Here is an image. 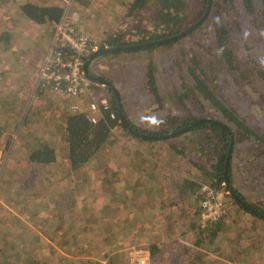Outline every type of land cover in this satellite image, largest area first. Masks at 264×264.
<instances>
[{
    "label": "rangeland",
    "instance_id": "rangeland-1",
    "mask_svg": "<svg viewBox=\"0 0 264 264\" xmlns=\"http://www.w3.org/2000/svg\"><path fill=\"white\" fill-rule=\"evenodd\" d=\"M80 1L62 0L60 3L64 13L67 10L72 15L79 14L82 21L80 11L85 9L82 7L84 5L80 7L82 4ZM134 1L129 0L127 5L120 7L118 4L115 8V4H110L107 0L102 3V12L109 14L114 12V9L120 13L118 15H123L121 22L125 30L140 24L142 28L150 31L148 28L154 25L152 19L156 17L155 7L151 5L146 9L132 11ZM253 1L258 8L263 5V0ZM29 2L39 6L53 3H50V0H0V37L9 35L8 41L0 40V247L3 249L0 248V264H31L28 259H33L36 264H81L80 262L86 264L87 261L96 264L103 261H107V264H132V248L142 249L139 245L145 244L147 246L143 250L148 252L151 245L158 243L156 236L162 233L156 234L155 229L150 230L147 234H140L139 239L134 242L130 240L131 235L125 229L123 221L125 215L130 220L137 221L143 217L147 221L150 214L147 202H142L138 184L135 183L133 186L130 183L127 185L119 183L122 180L120 174L132 168L139 159L135 158L133 161V151H128L123 156L125 145L123 142L119 149L114 146L115 152H110L111 146L106 147L86 168L72 172L67 159V142L64 140L65 136H61L60 133L63 115L66 112L70 113L68 105L53 93L42 91L39 84V71L53 37L54 26L38 25L28 20L22 14L21 7ZM188 2L197 9L205 8L204 0ZM102 4L98 3L99 6ZM238 4L240 6L238 11L242 13L240 16L242 27L237 29L238 32L236 30L234 37L237 68H231L220 60V53L213 49L208 28L197 29L198 26L194 28L196 32L191 37L186 36L172 47H160L133 55L107 56L99 61L100 64L109 67L110 64L118 65L122 74L128 73V69L125 71L126 67L133 65L134 71L140 68L139 76L134 74L127 77L126 83L129 84L126 87L129 86V89L124 90L123 94L125 97L129 94H140L145 97L143 103L137 101L135 97L136 104H132L133 107L139 104L142 107L137 119L148 127V123L154 121L153 126H157V129L151 130L150 126L145 130L160 132L168 129L165 125L173 115H180L182 102L178 103V96L188 91L192 92L191 97L194 96V90L191 88L193 82L188 76V69L192 56L196 54L205 65L207 82L213 93L217 94L254 133L242 143L235 145L232 186L248 203L264 211V35L260 37L253 31L250 19L244 13V0H238ZM230 7L225 0L223 17L228 22L238 17L237 12L234 14ZM110 22L112 20L106 21L104 26L109 28ZM94 38L98 42L96 35ZM149 64L153 67L156 65L154 74L157 76L159 102H156L155 83L152 85L145 77ZM124 79L122 75L123 84ZM138 84H142L141 88ZM196 95L202 97L197 93ZM162 98L165 99L162 101L163 104ZM191 104L193 103L188 99V104L184 106L185 112L198 115V108ZM145 106L154 107V116L149 115ZM198 107L203 110L202 113L207 111L204 114L207 118L222 121L233 131L234 125L220 113L215 112L209 101L201 99ZM150 117L153 121H150ZM25 125H30L32 129H27ZM34 136L45 137L48 144L57 149L59 159L57 163L44 167L30 161L27 151ZM125 138L138 143L143 142L135 135L129 137L125 134ZM172 139L178 141L176 143L183 150L182 154L188 153L187 155L192 157L195 153L199 156L204 152L203 145L198 141L203 139L200 131ZM207 158H203L202 161L209 166L210 162L205 161ZM114 171L119 178L110 176ZM199 175L205 179L203 173ZM186 179H181L179 183L173 181L171 186L175 187V191L172 192L174 196L180 195L178 185L183 184ZM204 184L208 183L204 182L202 185ZM208 185L222 191L228 202L232 201L230 194L222 187L212 183ZM121 186L123 187L119 189ZM114 189L116 193L120 192L119 195L127 196L129 203L125 211L124 207L122 210L121 204L118 205L119 212L113 209L115 200L111 195ZM201 193L199 190L198 196H201ZM118 198L120 199V196L116 198V202ZM164 198L170 199L168 196ZM230 206L231 215L228 218L230 225H226L222 242L204 246L209 247L205 251L194 249V252L202 253L205 257L211 258V261L203 259L204 257L198 258L196 253L187 261H180L175 258L176 253L171 251L164 256L159 254L155 258L149 257V263L264 264V219L241 213L239 207L231 204ZM192 211L183 210L181 216V212L175 214L169 212L168 219L171 225L175 221V215L179 216L178 226L171 236L172 234L182 236L183 232L191 227L189 220L190 216H193ZM238 211L241 217L237 218L239 223L234 226L233 220L238 216ZM193 221L194 219L191 222ZM70 224L74 226L68 230ZM150 228H156V225L150 223ZM5 229H11L10 235L6 237L7 243L14 241L13 245L17 249L20 248L21 242L32 246L35 240L38 239L40 242L46 236L48 242L40 245L45 249V253L34 245L28 248L31 253L21 254L16 250L15 255L10 258L11 252L9 253L1 233ZM194 232H188L191 239ZM74 234H80L81 238ZM77 243L82 244L79 252L68 253V247L70 246V251H74ZM62 252L66 254V258H63ZM60 253L59 257L55 255Z\"/></svg>",
    "mask_w": 264,
    "mask_h": 264
},
{
    "label": "trees",
    "instance_id": "trees-1",
    "mask_svg": "<svg viewBox=\"0 0 264 264\" xmlns=\"http://www.w3.org/2000/svg\"><path fill=\"white\" fill-rule=\"evenodd\" d=\"M204 2H205V8L204 10H200L191 6L188 0H135L134 3L132 4V9H133L132 11L146 9L151 5L155 7L154 10L156 17L152 19L154 25L151 27L149 26L148 28L150 31L142 28L140 24H136L133 25L132 27L126 28L127 31L130 32L129 37L131 38L129 39V41L121 40L122 38H125L127 35H129V33H124V31H120V32H116L113 35H109L105 40L104 44L101 45V47H104L106 45L130 46V45H137L148 42H159V41H168V42L141 51L146 52V51H152L158 49L160 47H167V48L172 47L175 44L179 43L181 40L185 39L186 36L176 41H169L171 38L180 35L182 32L186 31L191 25L201 20V18L206 12L207 6L209 4V0H204ZM210 2H211V11L208 14V17L203 21L202 24H200L197 27V29H201V27L202 29L208 28L209 35L211 36L212 39V44L214 45L213 49L220 53V57H219L220 60L223 61L225 65L231 68H237L238 59L234 49L235 46L234 43L236 42V39L234 37H236V33L238 32L237 29L238 28L240 29L242 27V22L240 20V16H242V13L238 11V7H240L238 4V0H227V3L231 5L229 9L233 11L234 14L237 12L236 15L238 16V17H234L233 20L231 19V21L229 22L226 21L223 17L225 10V0H211ZM244 5H245L244 13L246 16L249 17L250 24L253 27V31L256 34H259V36L260 35L263 36L264 35V0H263V5L260 8H258L254 4L253 0H244ZM21 11L22 14L28 20L38 25H47V24L53 25L55 22H58L64 14V9L62 7L39 6L37 4L30 2L23 5L21 7ZM195 32L196 30H192L187 35V37L188 36L191 37V35H193ZM2 37L4 38L2 39ZM2 37H0V40L2 41L9 40V35H4ZM131 53H133V51ZM153 68L154 67L152 66L151 69ZM188 76L192 78L193 85H191L192 86L191 88H193L194 90V96L191 97L192 95L191 91L190 92L188 91V93L185 92L183 95L178 96V103L182 102V106L180 108L181 113L179 116L173 115L170 118L168 124L165 125L168 128L167 130H162L160 132L148 131L135 126L129 119H127L130 126L135 130L136 133L139 134L138 136H135L136 138H140L142 141L147 140V142L148 141L154 142L156 141L157 137L178 133V131H181L188 126L195 124L199 120L209 119L204 115L206 114L207 111L205 113H202L203 110L205 111V107L203 106V110H200L198 107L200 105L201 99H206L207 101H209V103L215 108V112H217L218 114L220 113L222 116H224L226 120H228L230 123L234 125V128L232 129L234 130L233 133L236 138L235 145L237 143H242L243 140L248 139L251 135L254 134L251 131V128L246 123L240 121V119L236 116V114L233 113L221 101V99L217 96V94L215 95L213 93L207 82L208 77H207V71L205 65L202 63V60L201 61L199 60V57H197L196 54L191 58L188 69ZM151 77L152 76H150L149 78ZM151 80L153 83L156 84L155 80L153 81L152 78ZM41 90L47 91L48 93H52V91L49 88H41ZM196 93L201 95L202 97H198ZM155 94H156V102H159L157 86L155 88ZM188 99H190V102L193 103L191 104L193 107L198 108V112H199L198 115H194V113L193 114L191 113V115H193L191 116L190 114H187L185 112L184 106L188 104ZM163 100L165 99L162 98L161 102ZM196 100H198V102H196ZM113 108L114 111L118 113V104L116 102H114ZM32 109H36V108L32 107ZM163 109L166 108L163 107ZM218 122L221 123L222 121H218ZM61 126H62V131H60V133L61 136L62 135L65 136L64 140H66L67 142V149H68L67 159L72 172H78L79 170L86 168L89 164H91L93 158L100 155V152L101 151L103 152L105 148L108 147V143L112 136L113 130H115L116 128H121L124 130L127 136L134 137V134L130 133L128 129H126L122 125L119 115L115 120H110L106 118L105 120L101 121L99 124L92 125L91 123H89V121L87 120L84 114H72L66 112L63 115V122ZM227 127L229 126L227 125ZM26 128L32 129L30 125L29 126L27 125ZM197 131H200L203 134V139H199L198 141L201 145H203L204 152L201 155H199L201 157H198V154H195L194 156L195 163H193V165L194 167H198L199 166L198 162L203 158L208 157L205 161L210 162V165L208 166L209 169L206 170L202 168L204 177L205 179H207L205 182L208 184L212 183L214 185H218L227 192L228 190L225 185V178H226L225 166L227 163V158L231 147V137L226 129L218 125H214L212 123L203 122L201 124L196 125V127L191 131L176 136V138H182ZM148 136L154 138L150 139ZM174 149H177L179 155H181L182 153L181 150H179L176 147ZM234 151L232 152V159H231L232 161H233ZM27 153L32 163L37 165H42L44 167L48 165H52L59 161L57 149L52 145L48 144V142L45 140V137H36V136L32 137ZM232 161L230 163L228 170V177L231 186L233 185L232 176L234 171ZM119 183H123V180H120ZM181 185H183V187ZM181 185H178V187L180 188L179 190L180 195H176L173 198H171L170 193L164 194L163 197L161 196L160 198H158V200H156L157 203L159 204V206L163 207V209L166 210V213L170 212L175 214L177 212H181L180 214L181 216L183 215V210L179 211L180 205H184V203L190 202L193 198H195L196 206L192 211L194 222L191 223L192 229L195 228V238L197 239L195 244L200 247L207 244L215 245L218 241H220L221 236L226 233V229H227L226 225H230V221L228 218L231 215V210L228 209L227 215L224 216L219 222L208 224L205 229H202L199 223L200 213H201L200 203L202 196L200 195L198 196L199 190L201 191V186L197 182H192L190 180L184 181L183 184ZM122 187L123 186L119 187V189ZM122 191L123 190H121V192ZM234 191L239 196L241 201L248 203L243 197V195H241L235 189ZM119 193H120L119 191H117L116 193V189H114L111 195L115 200V205L113 209L114 210L117 209L118 212H119L118 208H120V206H118L119 204H121L122 210L124 207V211H125L129 203L127 196L123 194L119 195ZM118 196H120V199L118 198L116 202V198ZM165 196L170 197V199L164 198ZM229 197L232 198V201L229 202L230 208H231L230 206L231 204L236 207H239L241 213H245L249 216L252 215L253 217L259 218L261 220L264 219L263 217L254 215L250 210L245 209L243 204L235 200L233 196L229 195ZM176 200H178V202H176ZM112 202L114 203V201ZM248 205L252 209L264 214V211L261 210L260 208L254 207L250 203H248ZM239 217H241V214L238 211V216L236 217V219L234 220L232 219L234 226L238 225L239 222L237 218ZM178 218L179 216L175 215L174 223L172 225L171 224L167 225L168 227L170 226V228L167 229L168 230L167 233H169V235H171V233L177 228ZM123 221L125 223L124 224L125 229L129 231V235H131L130 240L134 242L138 240V238L140 237L141 234L140 232L146 231L147 229L143 224L139 222V220L131 221L126 215L123 218ZM73 226H74L73 224H70L68 230L72 229ZM136 226H138L137 229ZM189 229L190 227H188V229L185 230L183 233L189 234L188 233L190 232ZM10 230L11 229H5L4 231L1 232L4 236L3 240L6 241V243H7L6 237L10 235L9 234ZM74 236H78L79 238H81L80 234L78 235L74 234ZM10 242L12 243L9 244L8 242L6 244V247L8 248L9 253L11 252L10 253V258H11V256L15 255L14 252H16V250L20 251L21 254L31 253L28 250V248H31L34 245H37V249L45 253V249H43L40 245H43L48 241H47V237L44 236L40 240V242L38 239L35 240L34 241L35 244L32 246H29L28 244L21 242L19 249H17L13 245L14 241H10ZM81 245L82 244L77 243L76 247L74 248V251H70V246H69L68 253L77 254L81 248ZM234 251L236 252V250ZM34 253L37 254V252ZM149 253H150V259L151 257L155 258L156 255L160 254L159 249L156 245L150 246ZM80 254H82V252ZM196 255H198V258L204 257L203 259H207L211 261V258L205 257L202 253L199 254L196 253ZM28 261L31 264H36V261H34L33 259H28ZM80 263L84 264V262H80ZM87 263L96 264L93 262L90 263V261H87L86 264Z\"/></svg>",
    "mask_w": 264,
    "mask_h": 264
},
{
    "label": "crops",
    "instance_id": "crops-1",
    "mask_svg": "<svg viewBox=\"0 0 264 264\" xmlns=\"http://www.w3.org/2000/svg\"><path fill=\"white\" fill-rule=\"evenodd\" d=\"M62 0H50L51 5H43V6H58V7H63L61 6ZM107 0H81L80 7L82 6L85 10L80 11L82 14V21L80 24V31L90 34L92 36H97L99 46L103 45L105 40L109 35H113L116 32L120 31H127L122 27V22L121 18L123 15H118L120 14L119 12L117 13L114 9V12H109V14H104L102 12L103 10V4ZM127 1L129 0H109V3L112 4L114 3L115 8L119 7L121 5H127ZM102 4V6L98 5ZM86 4L88 6H86ZM88 7V8H87ZM108 9V8H107ZM108 17V18H107ZM113 17V19H111ZM112 20L110 22V27L106 28L104 24L106 21ZM34 23V22H33ZM124 23V22H123ZM121 25V26H120ZM143 81V80H142ZM138 86L141 88L142 84H138ZM148 94V93H147ZM138 97L140 101L143 103L144 102V96L140 94H135L132 95L130 94L128 97V101L125 99L122 100L123 106H124V111L130 121L137 127H143L144 129H149L151 126V130H156L157 126L154 125L153 119L150 117V121L152 120L153 122L148 123L149 127L146 125H143L141 121L137 119L139 116V111L142 109L140 107V104L137 105L136 107H133L132 104H136L134 101L135 97ZM139 101V102H140ZM148 110L149 115L154 116V107H147L145 106ZM154 118V117H153ZM142 128V129H143ZM125 142L123 152L124 155L128 151H133L134 156H132L133 161H135V158H138V163H135L132 168H129L125 171H123L120 176L122 177L123 180V185H127L130 183L131 185L134 186L135 183L138 185V190L141 195V199L143 203H146L147 207L150 208L149 211V216L147 217V221L144 220L143 217H141L139 222L143 224L147 229L146 231L140 232L141 234H147L150 230H156V234H159L162 232L160 235L156 236V239L158 240V243L154 244L158 247L160 254H163V256L169 252L176 253L175 258L177 260L179 259L180 261H187L191 256H194L195 250H200L204 249L203 251L208 249L209 247H204L206 245H203L202 247L197 246L195 244L196 238L194 237L195 234V228L192 229L190 227V232H194L192 235V239L189 237L188 234L184 233L182 236H178L172 234L169 235L167 233L168 226L170 224V221L168 219V214L169 212L166 213V210L163 209V207L159 206L156 200L160 198L161 196L163 197L164 194L170 193L171 198L174 197V194L172 193L175 191V187L171 186L173 181L175 183H179L181 179L187 178L188 180L192 182H197L200 184V186L207 180V179H202V175H199L200 173H203V169H209L208 166L204 164V161L200 160L199 166L194 167L193 163H195V154H193L192 157L188 156L185 153H181L179 155L177 149H174L175 147L181 150L179 148V144L177 145L175 139L172 138H167L163 140L156 139V141L151 142L145 140L142 143H138L137 141H134L133 139H127L125 138V132L121 128H116L113 130L112 136L109 140L108 147H112V151L115 152L114 146H116L118 149ZM117 143V144H116ZM116 144V145H115ZM175 147H174V146ZM136 155V156H135ZM187 158H186V156ZM122 156V157H123ZM201 157V156H198ZM114 161H117L114 159ZM117 172L111 173L110 176H116L119 178L116 174ZM186 179V180H187ZM169 180V181H168ZM169 184V185H168ZM129 192V191H128ZM178 202V200H176ZM188 203V202H187ZM184 203V205H180L179 211L180 210H193L194 207L196 206V200L193 198L189 202V204ZM188 205V209H187ZM163 209V210H162ZM193 215V214H192ZM190 216V214H189ZM193 216H190V222L189 225L191 226V222L193 220ZM131 221H134L133 219ZM150 223L153 224V226L156 225V228H150ZM149 228V229H148ZM165 228V229H162ZM158 230V231H157ZM187 230V229H186ZM139 239V238H138ZM148 239V238H147ZM146 239V242H147ZM220 241L222 242V236ZM208 245V244H207ZM139 248H146L147 245L142 244L139 245ZM149 252V250H148ZM63 258H66V254L62 252ZM56 256H60V254H55Z\"/></svg>",
    "mask_w": 264,
    "mask_h": 264
},
{
    "label": "built area",
    "instance_id": "built-area-1",
    "mask_svg": "<svg viewBox=\"0 0 264 264\" xmlns=\"http://www.w3.org/2000/svg\"><path fill=\"white\" fill-rule=\"evenodd\" d=\"M80 23L79 14L72 15L66 10L53 24V37L39 71V84L64 100L70 113L84 114L89 123L97 125L106 118L117 119L118 114L109 97L99 92L98 84L85 76L87 61L99 49V43L94 36L80 31ZM200 193L203 196L199 223L205 229L227 215L229 202L222 191L208 184L201 186ZM132 250V264H150L149 252Z\"/></svg>",
    "mask_w": 264,
    "mask_h": 264
},
{
    "label": "water",
    "instance_id": "water-1",
    "mask_svg": "<svg viewBox=\"0 0 264 264\" xmlns=\"http://www.w3.org/2000/svg\"><path fill=\"white\" fill-rule=\"evenodd\" d=\"M210 9H211V2L209 0V6H208L207 11L205 12V15L203 16L202 20L200 22L196 23L195 25L191 26L190 28H188L186 31L182 32L180 35L171 38L169 41H176L178 39H181V38H184L185 36H187L192 30H194V28H196L197 26H199L200 24L203 23V21L208 17ZM166 42H168V41L148 42V43H142V44H137V45H133V46H124V47H118V46H113V45L112 46L110 45V46L100 47L99 49H97L89 57V59L87 61V64H86V67H85V70H84L85 76L88 79H90L91 81H94V82L103 81L104 79H100V77H94L93 75H91V73H90V65L94 61H96L97 59H99V58H101L103 56H106L107 54L127 52V51H133V50H146L148 48H152L154 46H159V45L164 44ZM103 82H105V84L107 86H109L110 88L112 87L107 81H103ZM114 91L116 92V90H114ZM115 98H116V101H117V104H118V114H119V118H120V121H121L122 125L126 129H128V131L130 133L134 134L135 136H138L139 134L135 132V130L130 126V124H129L128 120H127L129 118H128V116L126 115V113L124 111L122 100H121V98H120V96H119V94L117 92L115 93ZM137 101H140V99L138 97H137ZM203 122L212 123L214 125H218V126L224 128V129H226V127L222 123H220L218 121L211 120V119H204V120H199L195 124H192V125L186 127L185 129H183L181 131H178V133L157 137L156 139L163 140V139H167V138H174V137H176L178 135H181L183 133L191 131L192 129H194L196 127V125L201 124ZM143 137H145V136H143ZM149 138L153 139L154 137H149ZM233 145H234V138L232 139V142H231V147H230V150H229V155H228L227 163H226V166H225V177H226L225 178V185H226V187H227V189L229 191V194L231 196H233V198L235 200H237L238 202H241L245 209L250 210L256 216H260V217L264 218V214L263 213L252 209L248 205V203H245V202L241 201L239 196L235 193L233 187L230 184V180H229V177H228V170H229V166H230V160H231V154H232V151H233Z\"/></svg>",
    "mask_w": 264,
    "mask_h": 264
},
{
    "label": "flooded vegetation",
    "instance_id": "flooded-vegetation-1",
    "mask_svg": "<svg viewBox=\"0 0 264 264\" xmlns=\"http://www.w3.org/2000/svg\"><path fill=\"white\" fill-rule=\"evenodd\" d=\"M211 1V0H210ZM209 6V4H208ZM207 6V8H208ZM207 11V9H206ZM211 11V9H210ZM210 13V12H209ZM205 15V14H204ZM203 15V16H204ZM203 18V17H202ZM201 18V20H202ZM200 20V21H201ZM198 21V22H200ZM196 22V23H198ZM196 23H194L193 25H195ZM191 25V26H193ZM190 26V27H191ZM189 27V28H190ZM124 33H129V35H127L125 38H122L121 40H127L129 41V39L131 37L130 36V32L129 31H124ZM108 46V45H106ZM130 46H133V45H130ZM101 47V45L99 46V48ZM118 47H124V46H118ZM132 51H127V52H120V53H111V54H107L106 56H103L99 59H102L104 57H107V56H117V55H133V54H139V53H144L142 52L141 50H133V53H131ZM99 59H97L96 61H94L91 65H90V73L91 75H93L94 77H100V79H104L103 81H107L112 87V89L107 86L105 84V82L103 81H100V82H96L98 84V90L99 92L105 94L106 96L109 97V100L112 104H114V102L117 103L116 101V98H115V93L117 92L121 98V100L125 99L127 101L128 97H125V95L123 94V91L124 90H128L129 89V86L126 87V85H128L129 83H126L127 82V77H131L132 75L134 74H138L137 76H139L141 74L140 72V68H136L135 71L134 69H132V66L130 67H126L125 68V71L128 69V73L127 74H122L121 71H120V67L118 65H112L110 64V67L107 66V65H103V64H100L101 61H99ZM97 63V64H96ZM152 64V63H151ZM149 64L148 65V69H147V76H145L147 79V81L149 83H152V85L154 84L151 80V78L153 79V81L155 80L156 81V84L155 86H157V76H155L154 72L156 71V68H155V64H154V68L151 69V67L153 65ZM143 67V65H141ZM123 69V68H122ZM122 75L125 77L124 79V83H122ZM150 76H152L151 78H149ZM145 81V79H144ZM116 90V92L114 90ZM152 89H153V86H152ZM159 91V90H158ZM130 95V94H129ZM115 100V101H114ZM123 103V102H122ZM124 107V106H123ZM114 109V108H113ZM118 114V113H117ZM119 115V114H118ZM222 123V122H221ZM225 127H226V130L228 132V134L230 135L231 137V142H232V139L234 138V145H235V141H236V138H235V135L233 133L232 130L229 129V127H227V125L225 123H222ZM232 128V127H231ZM234 145H233V151H234ZM232 151V152H233ZM231 159H232V154H231ZM232 161V160H231ZM230 161V163H231ZM228 190V189H227ZM229 193V191H227ZM246 200V199H245ZM247 201V200H246ZM248 202V201H247Z\"/></svg>",
    "mask_w": 264,
    "mask_h": 264
}]
</instances>
